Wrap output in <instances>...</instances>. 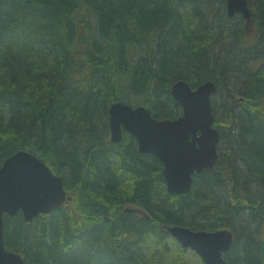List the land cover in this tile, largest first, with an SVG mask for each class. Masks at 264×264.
<instances>
[{"label": "trees", "instance_id": "1", "mask_svg": "<svg viewBox=\"0 0 264 264\" xmlns=\"http://www.w3.org/2000/svg\"><path fill=\"white\" fill-rule=\"evenodd\" d=\"M247 2L251 25L228 17L224 0H0V166L30 151L71 197L31 222L4 215L8 249L25 264H194L175 239L164 247L168 223L231 228L228 264H264V0ZM206 79L218 160L170 194L158 158L129 136L109 142L107 107L142 103L174 119L171 85ZM125 171L136 176L129 190ZM126 202L152 220L120 213Z\"/></svg>", "mask_w": 264, "mask_h": 264}, {"label": "water", "instance_id": "2", "mask_svg": "<svg viewBox=\"0 0 264 264\" xmlns=\"http://www.w3.org/2000/svg\"><path fill=\"white\" fill-rule=\"evenodd\" d=\"M227 12L240 14L251 25L252 12L247 0H227ZM213 81L192 88L178 80L171 95L182 107L176 119H156L150 110L138 105L116 102L109 108L110 140L119 142L122 127L133 134L142 153H151L162 164L168 191L181 194L190 190L195 172L213 168L218 157L219 134L214 124L211 96ZM66 196L63 178L33 153L20 149L7 156L0 166V264H24L18 252L10 251L4 240V214L12 217L19 211L26 222L39 214H50L61 207ZM182 247L198 253L205 264H228L223 253L230 249L232 235L227 230H192L174 225L168 228Z\"/></svg>", "mask_w": 264, "mask_h": 264}, {"label": "bare ground", "instance_id": "3", "mask_svg": "<svg viewBox=\"0 0 264 264\" xmlns=\"http://www.w3.org/2000/svg\"><path fill=\"white\" fill-rule=\"evenodd\" d=\"M226 2H227V0H224V11H225V13L227 14V16L228 17H234L236 14H233V15H230L229 16V14H228V12H227V7H226ZM248 3V2H247ZM249 6V5H248ZM249 8H250V10H251V7L249 6ZM252 12V11H251ZM237 15H239V16H241L240 14H237ZM251 43V41H250V39H246V42H245V44L246 45H249ZM178 81V80H177ZM205 81H212L211 79H206V80H204V81H202L201 83H203V82H205ZM176 82V81H175ZM214 82V81H213ZM201 83H199V84H201ZM215 83V82H214ZM189 84V83H188ZM198 84V85H199ZM173 85V84H172ZM172 85H171V87H172ZM216 85V84H215ZM216 89H217V87H216ZM215 93H216V91H215ZM214 93V94H215ZM213 94V95H214ZM170 95H171V88H170ZM213 95L211 96V101H210V104L212 105V98H213ZM172 96V95H171ZM174 99V98H173ZM177 103H179L176 99H174ZM116 102H122V103H126V104H129V105H131L132 107H136V106H138V105H143V106H145L144 104H136V103H133V102H126V101H123V100H116V101H113V102H111L109 105H108V107H107V113H108V118H107V124H108V130H109V142L110 143H113V144H118V143H121L122 141H125L126 139H128V137H125V136H129V137H132L133 139H134V141H135V143H136V148H137V151L139 152V153H141V154H150V155H153V154H151V153H142V152H140V150H139V148H138V142H137V139H136V137L133 135V134H131L130 132H128L127 130H125L123 127H122V138H121V140L119 141V142H112L111 140H110V127H109V117H110V115H109V108H110V106L112 105V104H114V103H116ZM179 105H180V107H181V104L179 103ZM145 107H147V106H145ZM148 108V107H147ZM211 108H212V106H211ZM149 109V108H148ZM150 110V109H149ZM213 110V109H212ZM181 111H182V107H181ZM151 112V111H150ZM212 113H213V111H212ZM152 114V113H151ZM181 115H182V113H181ZM181 115H179V116H181ZM153 116V115H152ZM178 116V117H179ZM177 117V118H178ZM213 117H214V121H215V116H214V113H213ZM156 119H158V118H156ZM165 119H167V118H165ZM174 119H176V118H174ZM159 120H162V119H159ZM170 120H173V119H170ZM217 129V128H216ZM217 131H218V129H217ZM218 134H219V131H218ZM219 143H220V136H219V141H218V144H217V152H218V156H219ZM153 156H155V155H153ZM156 157V156H155ZM156 158H158V157H156ZM159 159V158H158ZM217 160H218V157H217ZM159 161L161 162V160L159 159ZM217 162V161H216ZM216 164V163H215ZM161 173H162V170H163V164H162V162H161ZM214 167H215V165H214ZM213 167V168H214ZM213 168H206V169H213ZM157 169V168H156ZM203 170H205V169H203ZM202 170V171H203ZM201 171V172H202ZM201 172H195L194 174H193V177H192V185H191V188H192V186H193V181H194V179H195V177H196V175H198V174H200ZM162 177H163V175H162ZM120 180H122V182L124 183V185L125 186H123V187H125L126 188V190H129L128 189V187L130 186V183H131V181L132 180H136V176L135 175H133L132 174V172H129V171H125L124 172V177L123 178H121ZM163 180H164V178H163ZM164 184H165V181H164ZM191 188H190V190H191ZM165 189H166V192H168V193H170V194H177V193H173V192H170V191H168L167 190V188H166V186H165ZM189 190V191H190ZM188 191V192H189ZM187 193V192H186ZM181 194H185V193H181ZM180 195V194H179ZM125 211H132V212H134L135 213V215H137V217H139V218H144V219H146V220H148V221H151L152 220V216L148 213V211L143 207H141V206H136V204H134V203H131V202H126L125 204H124V206H123V209L121 210V212L120 213H123V212H125ZM103 219H106V216H103ZM261 222L259 223V225H258V229H257V234H256V237H257V239L258 240H260L261 242H263L264 243V214H263V216L261 217ZM174 225H178V224H168V223H164V224H162V228L166 231V233H167V237H166V239H165V242H164V247L165 246H167L168 244L170 245V246H172V244H171V238H173V239H175L173 236H172V234L169 232V230H168V228L169 227H171V226H174ZM180 226H182V225H180ZM160 227H161V224H160ZM184 227H186V226H184ZM189 228V227H188ZM191 229V228H190ZM193 230V229H192ZM198 230H205V229H198ZM220 230H227V231H229L230 232V234L232 235V244H233V242L235 241V239L238 237L237 236V232H234L231 228H227V227H225V228H218V229H215V230H206V231H220ZM197 231V230H196ZM171 237V238H170ZM176 240V239H175ZM176 241H178V240H176ZM179 242V241H178ZM180 243V242H179ZM232 244H231V246H230V249H231V247H232ZM180 245H181V243H180ZM7 248V247H6ZM173 248H175V247H173ZM181 248L182 249H185V250H187L190 254H191V256H189V255H187L188 256V258L189 259H192L193 260V262H194V264H196L195 262L197 261V258L199 257L200 259H201V261H202V263L203 264H205L204 263V261H203V259L198 255V253L197 252H195L194 250H192V249H190V248H184V247H182V245H181ZM8 249V248H7ZM229 249V250H230ZM8 250H10V249H8ZM229 250L227 251V252H229ZM10 251H12V250H10ZM227 252H225V253H223V257L225 256V254L227 253ZM164 253V251H162L160 248H158V255H160V254H163ZM169 253H171V252H169ZM171 255V254H170ZM172 256H173V253H172ZM172 256H170L169 258H171ZM193 256V257H192ZM158 257V256H157ZM224 259H225V257H224ZM226 260V259H225ZM227 261V260H226ZM159 262L160 263H164L163 261H160L159 260ZM158 262V260L156 261V262H154V263H152V264H160ZM228 263V262H227ZM25 264V263H24ZM165 264V263H164ZM169 264H171V263H169Z\"/></svg>", "mask_w": 264, "mask_h": 264}, {"label": "rangeland", "instance_id": "4", "mask_svg": "<svg viewBox=\"0 0 264 264\" xmlns=\"http://www.w3.org/2000/svg\"><path fill=\"white\" fill-rule=\"evenodd\" d=\"M196 263V262H195ZM196 264H199V263H196Z\"/></svg>", "mask_w": 264, "mask_h": 264}]
</instances>
